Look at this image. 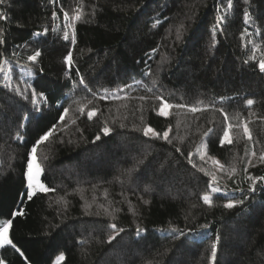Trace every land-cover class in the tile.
Here are the masks:
<instances>
[{
    "label": "trees",
    "instance_id": "1",
    "mask_svg": "<svg viewBox=\"0 0 264 264\" xmlns=\"http://www.w3.org/2000/svg\"><path fill=\"white\" fill-rule=\"evenodd\" d=\"M0 39V264H264V0H2Z\"/></svg>",
    "mask_w": 264,
    "mask_h": 264
},
{
    "label": "snow or ice",
    "instance_id": "2",
    "mask_svg": "<svg viewBox=\"0 0 264 264\" xmlns=\"http://www.w3.org/2000/svg\"><path fill=\"white\" fill-rule=\"evenodd\" d=\"M0 2H2V0H0ZM227 7L229 9H231L233 7V5L231 4V2L228 3ZM81 16H82V12L80 10H77V14L75 16L72 17L73 20H80L81 19ZM226 17H220L218 18V22H217V26H219L220 22L225 19ZM65 19H68V14L65 13ZM248 21V14L245 13V22L247 23ZM46 34V33H45ZM64 39L67 40L68 39V35L67 33L64 34ZM75 42V39L73 38V43ZM0 43H3V40L0 39ZM37 56H39V53H36V55H33L31 57H29V59L33 62L36 61L37 59ZM66 60V63L71 66L72 64V55L71 54H68L65 58ZM259 67L261 69V71H264V60H260L259 61ZM81 83H83V81H81ZM35 95V94H33ZM156 99L158 100H161L162 98L161 97H157ZM247 104L249 106H251L253 104V101L251 99H249L247 101ZM169 107H171L170 105H168L167 103H163L162 107L160 108L159 110V114L160 115H167V111L166 109H168ZM81 111H83V108L80 109ZM198 109L196 108H192L191 111L195 112L197 111ZM65 115H67V112L65 111L64 113ZM94 115H96L95 111H91L88 113V117L89 119H91ZM225 119H227V116L225 117ZM229 129L232 127L231 124H229ZM105 135H107L109 133V129L108 128H104L103 129ZM149 132H152L153 136H158L159 134L156 133L151 127L147 128V130L144 132V135L147 136ZM244 132L246 135H248V128L247 126L245 125L244 127ZM53 135V131H48L46 132L45 134H43L42 136L39 137V139L37 140L36 144H40V143H43V142H46L51 136ZM163 138L164 139H167L168 138V133L165 132L163 134ZM96 139H100L99 136L96 137ZM249 139H251L250 135H249ZM221 143H228V144H231L232 143V140H231V137L229 135V132L228 131H225L224 134H223V139L221 141ZM177 151H179V149H177ZM37 147L36 146H33L32 149H31V159L28 161L27 163V188L30 190L28 192V197L29 199H31L32 195L35 194V191L37 189L41 190V191H44V192H47L49 191L48 188H46L44 186V184L41 182L40 180V177L43 173V168L41 166L40 163H38V158H37ZM253 155H255V153H253ZM201 159H203V156L201 157ZM260 159L262 161H264V154H262L260 156ZM212 163L213 164H217L219 165L220 168H223L224 166L219 164L218 161L216 160H212ZM193 167H196V165H193ZM202 171V169H201ZM249 179H254L252 177H249ZM261 180H264V177H261L260 178ZM212 180L215 181L216 180V177L213 175L212 176ZM250 191H253L254 190V185L253 187H251L249 189ZM219 189H213V192H218ZM203 201L205 204H211V198L209 195H204L203 196ZM238 203H243V201H236V202H228L226 204H224V207L225 208H228V209H232L234 207L237 206ZM22 214V213H21ZM12 227V222L9 220L4 226L3 228H0V246H3V245H11L12 247H15L14 244H12V241L9 239V230L10 228ZM113 228H115V225H113ZM120 231H122V229H120ZM116 235H119V232H116ZM116 236L113 235V236H110L109 237V242H111L113 239H115ZM17 251H19V249H17ZM215 255H216V252H215V245H213V251H212V257L213 259L215 258ZM61 259H63V257H61Z\"/></svg>",
    "mask_w": 264,
    "mask_h": 264
},
{
    "label": "rangeland",
    "instance_id": "3",
    "mask_svg": "<svg viewBox=\"0 0 264 264\" xmlns=\"http://www.w3.org/2000/svg\"><path fill=\"white\" fill-rule=\"evenodd\" d=\"M169 109L170 108H168V109H166V111H167V115H164V116H168L169 115ZM147 130V129H146ZM145 130V131H146ZM148 135L149 136H152V137H157V136H153V134H152V132H149L148 133ZM203 148V147H202ZM203 156V162H204V164L205 165H207L206 167H205V170H207L206 172L208 173V175L211 177V179H212V176L214 175L215 177H216V180L215 181H218V182H220V181H222V172H224L225 170H224V167L223 168H220L219 167V165H217V164H213L212 163V160H209L208 158H207V156L205 155V153L203 152V150H202V152H200V157H202ZM217 161V160H216ZM219 162V164H221L222 165V163L220 162V161H218ZM41 177H42V175H41ZM41 177H40V180H41ZM215 181H213L212 180V182H215ZM30 190L28 189V192H29ZM38 192H44V191H41V190H39V189H37L36 191H35V194H37ZM34 194V195H35ZM34 195H32V196H34ZM7 245V244H6ZM6 245H3V246H0V249L2 248V247H4V246H6Z\"/></svg>",
    "mask_w": 264,
    "mask_h": 264
}]
</instances>
